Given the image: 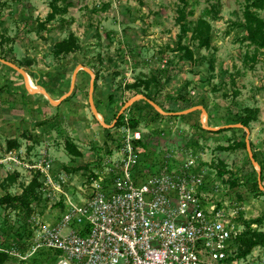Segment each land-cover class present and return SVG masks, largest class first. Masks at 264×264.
Here are the masks:
<instances>
[{
	"label": "rangeland",
	"instance_id": "374dc122",
	"mask_svg": "<svg viewBox=\"0 0 264 264\" xmlns=\"http://www.w3.org/2000/svg\"><path fill=\"white\" fill-rule=\"evenodd\" d=\"M67 1L68 5L59 3L66 6L65 12L41 25L50 11V0H0V58L22 68L32 85L43 87L55 100L68 91L78 64L90 68L95 81L93 104L106 124L134 90L143 88L145 80H150V90L159 100L186 91L188 99L205 108L207 127L232 124L233 114H245V108H250L255 117L247 127L249 149L256 163L264 164V48L256 49L244 39L243 0H187L185 21L191 26L203 18L210 24L208 47H199L191 39V31L180 35L179 0ZM258 12L264 18V10ZM69 34L76 38L77 48L55 54L53 44ZM178 44L191 50V59L178 51ZM89 79V73L79 69L72 95L54 105L41 93L27 90L22 75L0 61V196L21 192L35 170L31 165L42 159L49 160L54 176L76 171L77 164L84 170L102 158L116 129L102 126L92 113ZM136 102L132 107L135 115L146 105L143 100ZM161 115L141 120L143 138L150 147L140 142L139 158L146 152L147 166H156L165 150L189 143L202 151L204 165H216L232 174L227 176L237 178L239 184L229 194L241 196L237 200L243 206L242 218H264V190L258 192L252 185L257 166L251 160L248 163L246 145H237L245 141L246 130L203 128L198 110L186 119ZM13 138L19 148L10 150H18L20 164L6 159L7 141ZM66 140L81 150V158L68 155ZM11 172L17 173L15 179L6 180ZM82 181L67 190L71 199L85 197ZM261 184L264 187V168ZM40 195L35 213L42 215L45 209L41 208L49 204L50 210L59 207L56 195H46L45 190ZM21 221L16 213L0 206V245L8 248L16 242L21 250L17 251L24 255L30 239L18 242L15 238ZM251 227L264 230V222ZM13 256L4 264H56L60 260L56 252L46 249L25 259Z\"/></svg>",
	"mask_w": 264,
	"mask_h": 264
},
{
	"label": "built area",
	"instance_id": "2783aa9c",
	"mask_svg": "<svg viewBox=\"0 0 264 264\" xmlns=\"http://www.w3.org/2000/svg\"><path fill=\"white\" fill-rule=\"evenodd\" d=\"M129 117L123 113L110 146L87 171L85 197L77 201L69 197L64 176L54 180L49 160L31 165L41 173L43 190L52 188L62 203L60 213L47 223L31 215L24 255L15 246L0 251L25 259L53 250L71 264H264L260 246L235 257L232 243L245 226L228 176L204 165L202 151L191 146L165 150L156 166L139 169L144 132L131 127ZM17 152L9 150L6 159L20 164Z\"/></svg>",
	"mask_w": 264,
	"mask_h": 264
},
{
	"label": "trees",
	"instance_id": "16d2710c",
	"mask_svg": "<svg viewBox=\"0 0 264 264\" xmlns=\"http://www.w3.org/2000/svg\"><path fill=\"white\" fill-rule=\"evenodd\" d=\"M65 2L64 5H68L67 0H50L49 2V8L50 11L47 13L45 19L41 22V25H44L43 23H47L51 21L57 13L65 12L66 6H63L59 4L60 2ZM244 1V7H243V23L242 27L245 32L244 39L248 41L251 45H253L256 49L264 48V18H262L258 12V10H264V0H243ZM181 4V8L179 9V18L178 22L180 25V35H184L187 31H191V39L195 40L197 42V45L199 47H208L211 34H210V24L208 21H206L203 18H198L193 22V24L190 26L186 21V11L185 8H183L185 5H187V0H179ZM76 38L69 34L68 37L63 38L61 40L56 41L53 44L54 53H62V52H70L77 48L76 45ZM178 51H181V54L185 56L188 59L192 58V52L191 50L182 44H178L177 46ZM144 86L143 88H140L139 90H134L133 94L136 93H142L147 98L153 100L155 103H157L163 110L167 112H175L179 110H183L185 108L191 107L196 104H200L199 102H193L192 100L187 98L186 91L178 92L175 96H172L170 98L166 97L164 100H159L157 98V93L150 90V80L143 81ZM133 86L136 85L132 84ZM132 86V87H133ZM140 86V85H137ZM94 87H95V81H94ZM72 94H70L71 96ZM109 98L112 99V96L109 95ZM137 100V101H141ZM146 105H144V108L140 110L141 113L138 112V114H133L134 110H132L133 105H136L137 102H134L128 109L124 110L117 118V110L113 112L111 119L109 121H106L107 123H111L115 118L116 121L114 123V127L118 126L122 122V117L124 112H130L129 117V125L131 127H137L141 120H144V118H149L152 120L153 118L159 117L162 115L157 112L151 105H149L145 100H143ZM124 102L121 103V105ZM202 105V104H201ZM245 114H233L232 118L230 119V122L233 123H240L242 126L248 127L251 120L254 119L255 116H253V110L250 108H245ZM191 113L185 114V115H167L170 117H173L174 119H186L188 118ZM230 129V128H228ZM144 144L148 145V142L144 139ZM139 142V143H140ZM143 144V145H144ZM237 145H240L242 147H245V141L238 142ZM184 146H191L189 143L184 144ZM150 147V146H149ZM221 149H226L227 147L220 146ZM7 148L8 150L12 148H19V144L16 141L15 138L9 139L7 141ZM64 149L68 153V155L72 158L80 157L82 155L81 150L69 140L64 141ZM253 158L256 160L255 155L253 154ZM149 159L148 154L146 152L143 154L141 158H139V169L143 168H149L150 166H147L149 162H147ZM248 163H250L249 157H247ZM257 161V160H256ZM151 162V160H150ZM260 165V180L262 179V171L264 168V164L261 162H258ZM211 168H217L211 167ZM85 170L87 171L88 168L86 167ZM215 170V169H214ZM216 174L219 177H222L224 174L230 173L228 170L217 168ZM13 174V175H12ZM15 175H17L16 172H11L7 177L6 180L13 181L15 178ZM230 175H232L230 173ZM227 183H229L230 187L233 188L234 186H237L239 183L237 182V178L235 177H229L227 180H225ZM252 185L255 186L257 191L259 192L260 189L258 187L257 178L254 182H252ZM43 179L41 176V173L38 170L33 171V175L31 176L29 182L22 187L21 192L18 194H11L9 192H5L0 196V206L4 209H8L9 212H14L18 215V217L21 218V231L16 232V241H20V239L25 242V240H29L32 236L33 230L30 222V217L34 213V205L38 204L41 200V190H43ZM237 199H241L240 195L236 196ZM242 213L240 214V222L244 224L245 229L242 231L240 235H238L232 243V247L235 248V257L242 258L248 255L253 248L260 246L264 249V230L260 228L253 229L251 227L252 223H263L264 218L257 217L254 219H248L245 220L242 218ZM16 242H12L8 248L5 245H0L1 248H4L6 250H10L11 246H15L18 251V246H16ZM40 252V251H39ZM56 252V256L60 257V253L58 251ZM23 253V252H22ZM10 256H13L12 254H9L5 251H0V264H4L7 259L10 258ZM14 257V256H13Z\"/></svg>",
	"mask_w": 264,
	"mask_h": 264
},
{
	"label": "water",
	"instance_id": "95a60500",
	"mask_svg": "<svg viewBox=\"0 0 264 264\" xmlns=\"http://www.w3.org/2000/svg\"><path fill=\"white\" fill-rule=\"evenodd\" d=\"M0 61L2 63H4L5 65L11 67L12 69L16 70L17 72H19L22 77H23V80H24V84H25V87L27 90L29 91H34V92H39L41 93L49 102L50 104H54V105H57L58 103H60L63 99L67 98L73 91V88H74V84H75V80H76V74H77V71L79 69H82V70H85L89 73L90 75V79H89V83H88V102L90 104V108H91V111L92 113L94 114V116L97 118V120L99 121V123L106 127V128H111L113 127L115 121H116V118L126 109H128L134 102H136L137 100H145L149 105H151L157 112H159L160 114H163V115H185V114H188V113H191V112H194V111H200L201 112V118H200V122H201V126L203 128H210V129H214V130H217L221 127H228V128H231V127H243L245 130H246V137H245V145H246V148H247V151H248V156H249V159L251 160V162L253 164H255L257 166V183H258V187L261 189V190H264V187L262 186L261 184V180H260V168H259V165L256 163L255 159L252 157V154H251V151L249 149V145H248V129L247 127L245 126H242L240 123H233V124H227L225 126H219V127H207V125L205 124V120H206V117H207V112L205 110V108L200 105V104H197V105H193L191 107H188V108H185L183 110H179V111H175V112H167L165 110H163L157 103H155L153 100L147 98L144 94L142 93H138V94H135L133 96H131L129 99H127L123 104L122 106L120 107V109L118 110L117 114H116V118L110 123V124H106L99 116L98 112L96 111V108L93 104V96H92V93H93V90H94V73L93 71L82 65V64H78L74 70L72 71V75H71V78H70V84H69V88H68V91L63 95L61 96L59 99H53L48 93L47 91L41 87V86H32L31 84H29V82L27 81V75H26V72L20 68L19 66H17L16 64H14L13 62H10L9 60H5L3 58H0ZM56 264H71L70 262L66 261V260H59Z\"/></svg>",
	"mask_w": 264,
	"mask_h": 264
},
{
	"label": "crops",
	"instance_id": "0c3cea01",
	"mask_svg": "<svg viewBox=\"0 0 264 264\" xmlns=\"http://www.w3.org/2000/svg\"><path fill=\"white\" fill-rule=\"evenodd\" d=\"M106 141V140H105ZM82 156V155H81ZM81 156L80 157H76L77 159L78 158H81ZM95 164H96V161L94 160L93 162H92V164H89V165H87L86 167L88 168V170H90V168L91 167H93V166H95ZM78 164H77V169H75L76 171H74V172H72V173H70V172H68V173H56L53 177H54V180H56L57 178H58V176H57V174H60V175H62V176H64V178H65V189H69V188H75L76 187V185H78L77 184V182L78 181H81V180H83L82 181V183L84 182V176L82 175V173H80L81 171L84 173V175H85V178H86V173H87V171L85 170H81V169H78ZM71 185V186H70ZM73 185H75V186H73ZM45 191H46V195H49V196H52L53 194H54V192H53V190H52V188H50V187H47V189H45ZM52 194V195H51ZM58 203H60L59 204V207L61 208L62 207V203L61 202H58ZM51 206L52 205H50L49 204V206H46L45 208H41V209H45V213H43L42 215H39L38 213V216H39V218H40V220L41 221H43V222H49V221H51V222H54L55 220H56V218L58 217V215H59V211H58V209H59V207L58 208H55L56 210H50V208H51ZM49 212H50V214H49ZM34 214H35V212H34ZM47 217V218H46ZM46 218V219H45ZM259 251H260V253L264 256V249L262 248V247H259Z\"/></svg>",
	"mask_w": 264,
	"mask_h": 264
},
{
	"label": "bare ground",
	"instance_id": "6f19581e",
	"mask_svg": "<svg viewBox=\"0 0 264 264\" xmlns=\"http://www.w3.org/2000/svg\"><path fill=\"white\" fill-rule=\"evenodd\" d=\"M26 75H27V77H26V78H27V81L29 82V84L32 85V83H31V82H32V81H31V78L29 77V75H28L27 73H26ZM32 86H34V85H32Z\"/></svg>",
	"mask_w": 264,
	"mask_h": 264
}]
</instances>
